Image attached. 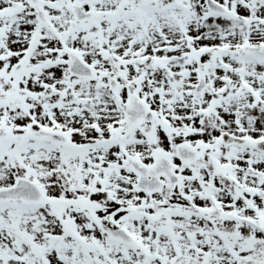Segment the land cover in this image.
I'll return each instance as SVG.
<instances>
[{
    "label": "snow or ice",
    "instance_id": "snow-or-ice-1",
    "mask_svg": "<svg viewBox=\"0 0 264 264\" xmlns=\"http://www.w3.org/2000/svg\"><path fill=\"white\" fill-rule=\"evenodd\" d=\"M0 264H264V0H0Z\"/></svg>",
    "mask_w": 264,
    "mask_h": 264
}]
</instances>
